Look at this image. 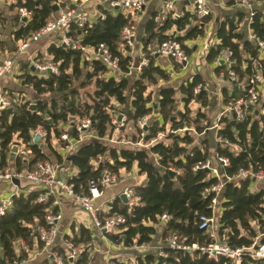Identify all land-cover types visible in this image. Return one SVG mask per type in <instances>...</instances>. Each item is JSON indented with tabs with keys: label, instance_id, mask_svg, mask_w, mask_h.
Wrapping results in <instances>:
<instances>
[{
	"label": "trees",
	"instance_id": "trees-1",
	"mask_svg": "<svg viewBox=\"0 0 264 264\" xmlns=\"http://www.w3.org/2000/svg\"><path fill=\"white\" fill-rule=\"evenodd\" d=\"M113 1L116 0H107V3ZM239 1L223 0L225 7L236 9V12L226 15L219 22L214 32L216 44L210 46L205 58L207 64H216L215 73L218 76L223 74L225 82L231 84L221 89L220 104L223 109L242 96V85L256 73L258 66L264 76V65L259 60L257 45L238 32L239 25L246 22L251 34L264 41V0H249L252 6L250 11L241 8ZM54 2L56 0H17V11L25 8L30 15L25 22L19 16L15 19L18 29L13 33V40L16 43L24 41L54 20L62 9L58 5V10L53 12ZM63 7L67 9L69 5ZM97 9L98 15L104 17L102 20L95 18L92 24L82 29L72 25L68 37L73 42H80L83 47L105 45L111 56L119 60L121 75L113 76L98 60L86 61L81 50L65 47L57 38L48 47L47 53L58 74L32 75L26 65L22 68L23 85L31 86L38 95L49 94V97L35 104V112L28 110L30 103L22 101L12 102V108L0 111V171L8 167L9 154L16 140L29 155L26 159L21 156L14 158L15 171H31L35 164L45 160L58 165L66 163V167L68 165L76 171L74 176L67 179L76 195L88 196L89 182L101 180L104 172L118 179L121 170L131 171L135 167L137 174L145 177L143 184L133 187L137 205L129 208L120 198H116L107 205L109 209L106 212L98 213L101 223L113 216H120L125 221L116 228V233L105 234L108 242L124 250L147 246L144 253L135 254V264H231L225 258L214 261L204 255L195 253L189 256L167 247L171 236L178 237L186 245L205 246L212 242L199 229V218L212 215L211 201L214 194L206 191L215 186L219 179L211 176L208 170L200 169V166L211 159L210 154L213 152L229 161V166L220 170L219 174L224 178H232L218 195L221 209L218 239L231 248L250 249L264 245V188L251 192L252 179L237 178L240 171L250 170L254 174L264 172V138L260 127L263 117L253 113L241 122L222 117L218 135L231 146L215 142L211 144L207 139V129L212 126L210 120L202 112L191 116L188 108L189 104L196 103L201 109H207L214 102V98L206 91L210 89L201 77L194 75L178 85L183 110H177V90L168 84L171 74L156 65L158 56L148 55V64L139 72L132 71L128 75L132 58L120 52V35L125 27H134L131 15L109 7V4L98 5ZM251 12L253 16L249 17ZM162 17L158 21L151 18L145 24L144 36L140 40L143 48L174 39L190 57L192 50L185 43L202 38L212 16L210 14L197 20L190 13L175 17L170 12ZM171 29L180 34L167 35ZM223 51L231 54L229 65L219 63ZM172 64L176 70L182 68ZM230 73L237 76V82L229 81ZM161 83L164 85L159 87L157 99L153 103L148 89L158 87ZM198 86L201 90L194 95ZM91 87L92 92L88 94L90 101L81 100L83 90ZM261 105L264 106V102ZM115 111L133 125L150 116L144 137H139L143 144L149 145L148 149L136 145L132 146L134 148L108 147L100 141L111 136L114 129L111 121ZM86 118L92 122L91 130L96 138L82 141L64 157L53 148L52 140L56 139L62 150L68 149L69 144L60 140L61 134L68 127L70 138L78 140L79 134L71 124L75 119ZM37 127L46 132V137L41 141L43 145L31 141V132ZM192 127L193 134L205 135L196 146L194 136L189 131L182 135L176 134L179 130ZM138 132L141 135L139 129ZM196 167L199 168L194 170ZM170 170L174 172L173 177L169 174ZM39 193L32 191L27 196H14L11 210L0 217V264L27 258L25 251H21L19 256L16 254L14 243L18 240H22L28 250L36 244V228L45 226L44 216L53 202L51 198L46 203H37ZM163 214L171 217L164 224L159 221ZM70 230V235H64L63 240L81 251L77 259L69 262L65 260L64 249L56 247L55 250L64 257V264H93L99 258L95 232L82 226L76 229L71 226ZM159 250L166 257L160 258ZM36 264L52 262L39 259ZM110 264L123 263L112 258ZM243 264H264V259L246 256Z\"/></svg>",
	"mask_w": 264,
	"mask_h": 264
},
{
	"label": "built area",
	"instance_id": "built-area-1",
	"mask_svg": "<svg viewBox=\"0 0 264 264\" xmlns=\"http://www.w3.org/2000/svg\"><path fill=\"white\" fill-rule=\"evenodd\" d=\"M92 0H81L73 7L69 6L67 9H60L59 15L52 21H50L44 28H42L38 33L32 35L24 41H19L16 49V53L13 59H8L0 62V82L6 76H9L13 72V64L20 56H27L28 50L31 48L33 43L39 42L42 38L48 37L50 35H56L60 40L59 43L65 47L71 46L73 49L81 50L83 57L86 61H91L92 59L100 61L103 66L108 69V72L113 76H120L119 72V60L113 58L109 52V49L105 45H99L96 48L83 47L80 45V42H73L68 34L71 30L72 25H75L77 28L82 29L88 24H92L95 21L94 17L88 16L87 6ZM99 5L109 4V7L120 9L124 13L131 15L134 20L144 8L146 1L145 0H116L110 3H107V0H98ZM221 3L223 0H219ZM178 0H169L165 1L163 7V13L168 14L172 11L175 4ZM56 6L59 4L54 2ZM239 6L248 11L252 10V6L249 0H240ZM19 17L21 19L28 18L29 12L25 8L18 10ZM211 11L207 4L203 0H197L193 4L192 15L196 17L197 20H202L203 18L209 16ZM173 16H177L173 14ZM253 16V12L249 13V17ZM97 20H102L104 17L97 15ZM175 36L174 34H172ZM135 29L133 26L125 27L120 35V52L123 54V50L127 49L128 51L132 49L135 45ZM1 38V33H0ZM250 41L255 43L259 49V53L264 54V41L257 39L254 35L251 34ZM148 54L150 57L158 56L160 58H165L168 61L179 65L187 67L189 64L190 58L187 56L183 50L181 44L174 39L167 40L157 47L152 48L147 46L146 48L141 47L140 52L138 53L139 62L137 64L131 63L129 68V73L132 71L139 72L144 66L149 62ZM131 54L129 53V56ZM131 57V56H130ZM231 54L227 51H223L219 57V61H222V64L229 65L231 63ZM39 72L49 71L52 74H58L57 69L51 63L42 67L37 68ZM223 77V74H221ZM228 79L231 83L237 82L238 78L235 74L230 73ZM242 96H240L231 106L223 109L218 117L215 119L214 124L207 129V131L214 132V142L216 144H223L231 146L218 135L220 129V120L222 117H229L237 120L238 122L243 121L247 116L256 113L259 116L263 117V120L260 122L262 136L264 138V106L261 105V102H264L262 98L264 96V76L261 68L258 66L256 73L251 76L246 84L242 85ZM201 90V87L198 86L194 90V95L198 94ZM209 95L213 96V92L206 89ZM262 99V101H261ZM15 102H20V100H15ZM12 108V102L5 93H2L0 90V111L3 109ZM255 112V110H257ZM150 121V116H147L139 120L136 124L137 128L141 131V139L144 137V131L148 127ZM126 122L125 117L122 114L116 115L112 118V125L116 128L123 127ZM71 127L76 130L79 134V138L76 141H73L70 138L69 132H64L60 136V140L69 144V150H74L82 141L96 138L94 133L91 130L92 122L86 118L83 120L75 119L71 124ZM191 130L182 129L176 132V134L184 133ZM46 137V132L37 127L33 132H31V141L32 143L43 141ZM38 138L36 141L35 139ZM138 145H142L141 142H138ZM16 155L21 156L26 159L29 155V152L25 150V147L20 144L16 149ZM229 166V161L226 158L219 157L217 154H214L213 159L207 160L204 164L200 166V169H205L210 172V175L218 178V183L211 187L206 193L214 194V197L211 201L212 215L210 217H200L199 218V229L203 230L207 234L208 238L212 241L210 244L205 246H200L198 244L186 245L183 242L179 241L178 237L171 236L167 241V247L172 250L181 251L189 256H193L195 253L199 255H204L208 259L217 261L219 258H225L230 260L231 264H243V259L246 256L251 257L252 259H264V245H259L255 248L250 249H239L231 248L224 241L218 239V217L221 214V209L219 207L218 195L220 194L224 185L232 180V178H224L219 172L225 167ZM199 167H196L194 170H197ZM70 167L67 166V169H62L61 165L55 164L50 160H45L35 164L33 170L31 171H3L0 172V181L5 184L12 185L15 188V193L8 195L0 196V217L5 216L12 208L13 197L24 195L27 196L29 192L38 191L39 196L37 197V203L42 204L48 202L51 198L53 199L51 208H48L44 216L45 226H38L36 228V244L33 248L28 250L26 244L22 240H18L14 243V248L16 254H20L21 251L27 252V258L23 261L14 260L11 263L7 264H36L37 260H48L52 264H64V257L61 256L56 247L60 246L65 251V260L73 262L77 259L80 248L74 247L70 242L63 240L64 234L60 229L61 223V212L59 210L60 206V197H65L70 199L78 209L87 214L90 219L89 226L85 227L89 230L95 232V237L98 236L101 240H106L105 234L116 233V228L125 223L124 219L120 216H113L107 218L103 223L98 220V213L101 211H107L109 208L107 206L102 208L98 206L95 201L99 199L102 195V191L108 184H113L117 181L116 176H113L107 172H104V177L99 181H90L88 184V196H81L74 194L72 187L68 185L67 179L76 174V171H69ZM173 171V170H171ZM63 172L65 176L62 175ZM179 174V172H177ZM237 178H249L253 182H261L264 188V172L259 171L253 173L252 171H240L237 175ZM21 182L28 185V188L21 190ZM19 186V187H18ZM129 208L137 205L138 199L134 195L133 188L126 189L123 192ZM55 208V209H54ZM171 217L167 214L160 216L159 221L164 224L170 221ZM136 250H141L144 252L148 249L147 246H141L140 248H134ZM159 257L164 258L166 254L159 250ZM91 264V263H88ZM106 264H110L106 261Z\"/></svg>",
	"mask_w": 264,
	"mask_h": 264
},
{
	"label": "crops",
	"instance_id": "crops-1",
	"mask_svg": "<svg viewBox=\"0 0 264 264\" xmlns=\"http://www.w3.org/2000/svg\"><path fill=\"white\" fill-rule=\"evenodd\" d=\"M16 1L17 0H0V33H1L0 62L8 60L9 58L13 59L15 56V53H16L17 46H18V42L16 43L13 40V33L18 29V23L15 20L19 16L18 11L15 8ZM21 1H25V0H21ZM80 1L81 0H69V2H67L66 5L73 7L74 5H76ZM195 1H197V0H178V2L175 4V6L173 7L171 12H173V14H175L177 16H182L184 13L192 14L193 4ZM203 1L209 7V9L211 11V16H212L211 20L206 25L205 31L209 32L210 35L214 36V32H215L219 22H221L226 15L234 14L236 12V9L225 7L224 2L221 3L219 0H203ZM98 2H99L98 0H92L90 2V4L87 6V9L89 11V15L91 14V10L93 12H95V15L93 16L94 18H96L98 15V9H97V7L99 5ZM186 2H189V3H186ZM164 4H165V0H146L145 6L142 9V11L140 12V14H138L136 17H134V24L136 23L135 46L137 49V61L135 62V59L132 58L133 53L131 52L130 56L134 61L133 64H137L139 62L138 53L140 52V48L143 47V44L140 40H141V37L144 36L143 35V28H144L145 24L149 20H151V18H155V21H158V20L163 18L162 16L166 15L165 13L162 12ZM58 15H59V12H58ZM238 32L245 39H247L249 41L251 40L250 39L251 31H250L248 24L246 22H243V23H241V25H239ZM166 34L167 35H170V34L176 35V34H180V33L176 32L175 29H171ZM57 38L58 37L56 35H50L48 37L43 38L42 40H40L39 42H37L31 46V48L29 50V54L27 56H24V57L22 56V57L18 58L16 61H14L12 74L9 76H6L0 82L1 83L0 84V90L2 91V93H5V95L8 96V98L10 99V102H15V100H20V101H25L27 103H30V105L31 104L35 105L41 99L48 98L46 96H48L49 94L38 95L37 92L31 86L23 85V80L21 79V76L24 74V70L22 68H23V66L26 65L29 68L30 73L32 75H44L45 73L50 74L48 72L36 73L35 70H38L37 69L38 67L44 66L46 62L51 61V57L48 55L47 49L53 42H56ZM193 41H197V39L193 40ZM190 42L191 41H187L185 43V45L187 48L192 50L191 56L189 57L191 60V63L189 65H187V67L183 66L184 69H182L183 71L181 72L182 77L176 79V80H181V82L178 83V85L190 80L195 75V74L193 75L191 73V70H198V73L196 75L200 76L201 79L203 80L204 84H206V86L210 89V91L213 92L212 97L214 98V102H220L221 89L223 87H230L231 84H229L228 82H225L223 77H221V74H220V76H218L215 73L216 64L215 65L214 64H207L206 61H204L205 56H206V55H204V53L206 51L207 45H205L201 51H198L197 50L198 43L191 42V44H193V46H190L191 45ZM203 44H205V40L203 41ZM203 44H200L201 45L200 47H202ZM149 46H151L152 48H155L158 45H149ZM198 53L201 54V61H199V62L195 58V56ZM41 60H43V62H45V61L46 62L43 63ZM259 60L264 65V54H261L259 56ZM169 62L170 61H168L165 58H160V57L156 58V65L162 67L163 69L167 70L168 72L171 69H173L175 72L176 69L173 67L171 68V66H172L171 62L170 63ZM31 67H33V70H31ZM180 69H177V71L179 72ZM181 74H180V76H181ZM178 85H177V88H178ZM160 86L161 85L159 84V86L155 87V89H153L152 91H149V89H148V93L152 94V96H156V99H157V94H158V90H159ZM177 88H175V89L177 90ZM263 90H264V86H263ZM177 93H178V90L176 91L177 103H181L179 101L180 96L178 97ZM11 97L13 98V101H11ZM153 103H155V101H153ZM114 105H116V104L114 103ZM181 106H183L182 103H181ZM222 110H223V108L220 111H222ZM198 111H200V110H198ZM214 122H215V120L210 121L209 124L213 125ZM190 133L192 134V132H190ZM200 138H201V136H200ZM207 139L210 141L211 144H214V133H213V131H209V132L207 131ZM39 142L41 143V145H43V143L41 141H39ZM194 143H195V139H194ZM20 144L21 143L18 140L15 141L14 146H16V149ZM52 146L54 149L57 150V152H59L61 154H63V153L68 154L69 153V152H66V149L62 150L61 148H59V144L57 143L56 139L52 140ZM235 151H236V149H235ZM210 155H211V159H213L214 153L211 152ZM69 171H74V170L72 168H70ZM65 173L67 174L68 172H63L62 175L65 176ZM144 180H145V177L139 176L137 174V170L135 167L131 171L121 170L119 172V177H118L117 181L113 184H108L107 186H105V188L102 191L101 197L99 199H97L95 201V203L98 206L105 208V210H106L107 205L109 203H111L112 201H114L116 198H119L120 195H122L126 189H132L135 186H139V185L143 184ZM18 185H20L22 187L20 189L23 191L25 190V188H28V185L23 183V182H21ZM257 185H258V183L254 184V182H253V185L251 186V188L254 192H258L260 190L258 188L262 187V185H258V186ZM13 193H15V188L12 185L0 182V196L5 195V194L6 195L13 194ZM59 210H60L61 216H62L61 223H60V229L66 235H70L71 226H74L76 229L79 226L87 227L90 224V219L87 216V214H85L80 209H78L77 206H75L73 204V202L68 198L60 197ZM97 243H101L100 249L106 255L115 254V253H117L116 251H121L120 253L122 254V257L125 256L124 254H127L129 252H132V254H135V253L140 254L141 253L140 252L141 250H136V249L124 250L120 247L113 246L112 244H110L108 242L107 239L101 240L98 236L95 237V244H97ZM99 250H98V252H99ZM136 251H138V252H136ZM100 259L102 260V255H100ZM134 263H135V260H134ZM105 264H106V261H105Z\"/></svg>",
	"mask_w": 264,
	"mask_h": 264
},
{
	"label": "rangeland",
	"instance_id": "rangeland-1",
	"mask_svg": "<svg viewBox=\"0 0 264 264\" xmlns=\"http://www.w3.org/2000/svg\"><path fill=\"white\" fill-rule=\"evenodd\" d=\"M67 2H69V0H56V3H58L60 6H61V8L62 9H64V7H63V5H66L67 4ZM88 12V16L89 17H93L94 15H95V12H93L92 10H91V14L89 15V11H87ZM140 14V13H139ZM56 15V14H55ZM54 15V16H55ZM54 16H53V18H54ZM134 29H135V33H136V23L134 24ZM205 29H206V27H205ZM215 36H213V35H210L209 34V32H206L205 31V34H204V36L202 37V38H199V39H197V41H191V42H195V43H198V45H197V50L198 51H201L202 50V48H204V46L205 45H207V47H206V51H205V53H204V55H207V52H208V50H209V48H210V46L211 45H213V44H216V39L214 38ZM45 38V37H44ZM43 39V38H42ZM41 39V40H42ZM205 40V44H203V41ZM202 41V42H201ZM191 42H190V44H191ZM207 42V43H206ZM194 43V44H195ZM33 44H35V43H33ZM32 44V45H33ZM200 44H203V46L202 47H200L201 45ZM31 45V46H32ZM190 46H193V44H191ZM30 50V49H29ZM29 50H28V53H29ZM133 53L132 54V58L133 59H135V62L137 61V49H136V46L134 45V47L132 48V49H130L129 51L127 50V49H125V50H123V54H125V55H129V53ZM203 52V51H202ZM145 55H148L147 53L145 54ZM20 57H22V56H20ZM19 57V58H20ZM24 57V56H23ZM195 58H196V60L199 62V61H201V54L200 53H198L196 56H195ZM205 58H206V56H205ZM133 59H132V62H134L133 61ZM42 62H43V60H41ZM204 61H205V59H204ZM46 62V61H45ZM45 62H43V63H45ZM170 63V62H169ZM191 63V60L189 61V64ZM48 64H50V62H46L45 63V65H48ZM188 64V65H189ZM44 65V64H43ZM44 65V66H45ZM171 68L173 67V64H172V62H171ZM182 69H184L183 67L179 70V72L176 70L175 72H174V70L173 69H171L169 72L171 73V81L168 83L170 86H173L174 88H177V85H178V83H180L181 82V80H176L177 78H180V77H182V74H181V72L183 71ZM191 73L194 75H196L197 73H198V70H191ZM180 74H181V76H180ZM225 81V80H224ZM1 84V83H0ZM161 86L162 85H164V84H160ZM153 89H155V87H152V88H149V91H152ZM83 92H84V94L86 95H84V94H81V100H86V101H90V95H88L89 93H91L92 92V87L91 88H88V89H85V90H83ZM178 94V97L180 96V94L179 93H177ZM88 95V96H87ZM46 97H49V95L48 96H46ZM180 98V97H179ZM263 99H264V96L262 97ZM151 99H152V101H155V99H156V96H152V94H151ZM11 101H13V98L11 97ZM22 102H25V101H22ZM115 107L118 109V106L117 105H115ZM189 110H190V112H191V116H193L194 114H196L197 112H202V113H205L206 114V116H207V119L208 120H210V121H214L215 120V118H217L218 117V115L220 114V110L222 109V106H221V104H220V102H212V104H211V106L209 107V108H207V109H201V107H200V105L199 104H196V103H191V104H189ZM176 109L177 110H183V106H181V103H177L176 102ZM198 110H200V111H198ZM220 111V112H219ZM113 114L116 116H118L119 114H121V113H119L118 111H115V112H113ZM125 117V116H124ZM151 118H153V116H151ZM125 119H126V117H125ZM75 121V120H74ZM204 123V122H203ZM188 130H191V131H189V132H192V136H194V139H195V143H194V145L196 146V145H199V143H200V141H201V138H203L205 135H198V137L195 135V134H193L194 133V131H193V127L192 128H189ZM66 131L67 132H69L70 133V129H68V127L66 128ZM179 134H183V133H179ZM200 136H201V138H200ZM139 137L141 138V135L139 134V132H138V129H137V126L136 125H133L132 123H129V122H125L124 123V126L123 127H119V128H116V127H114V129H113V131H112V133H111V136L110 137H106V138H104V139H102V140H100L102 143H104L106 146H108V147H118V148H121V147H126V148H134L135 147V145H136V147H139V148H142V149H148V147H149V145H147V144H143L142 143V140H140L139 139ZM136 141V142H135ZM138 142H141V144L142 145H138ZM132 146H134V147H132ZM14 147H16V146H14ZM13 147V148H14ZM66 152H69L68 154H70V152H71V150H69V149H66ZM68 154L66 153H63L62 155L64 156V157H66V156H68ZM17 155H16V151L15 152H12V149H11V152H10V154H9V159H10V161H9V164H8V167L5 169V171H8V172H12V171H15V169H14V166H13V160H14V158L16 157ZM61 165V164H60ZM66 165V163H63L62 165H61V167H62V169H67V167L65 166ZM68 166V165H67ZM1 172V171H0ZM1 182V181H0ZM258 183V185H262V187L261 188H263V184L261 183V182H254V184H257ZM257 185V186H258ZM260 187L258 188V189H261ZM251 192H254L253 190H252V188H251ZM100 246H101V243H97L96 244V247H97V249L99 250L100 249ZM117 253H115V254H108V255H106V254H104L102 251H101V249L99 250V252H98V254H99V258H98V260H95V261H93V264H105V261H108L109 263H110V259H112V258H115V259H117V260H119L120 262H122L123 264H135L134 263V258H135V254H137V253H135V254H132V252H129V253H127V254H124L125 256L124 257H122V254L120 253L121 251H116ZM136 252H138V251H136ZM142 253H144V252H142ZM100 255H102V260L100 259Z\"/></svg>",
	"mask_w": 264,
	"mask_h": 264
},
{
	"label": "water",
	"instance_id": "water-1",
	"mask_svg": "<svg viewBox=\"0 0 264 264\" xmlns=\"http://www.w3.org/2000/svg\"><path fill=\"white\" fill-rule=\"evenodd\" d=\"M186 3H189V2H186ZM57 10H58V6L54 5L53 6V12H56ZM25 21H26V18L23 19V22H25ZM219 63L222 64V61H219ZM31 70H33V67H31ZM35 72L38 73L39 71L38 70H35ZM47 72L50 73L49 71H47ZM28 110L31 111V112H35L36 111V105H34V104L29 105ZM35 140L37 141L38 138H36ZM15 151H16V147L12 148V152H15ZM169 174H170L171 177L174 176V172L171 171V170L169 171ZM119 198L122 200V202L124 204L127 203V200H126V198H125V196L123 194L120 195Z\"/></svg>",
	"mask_w": 264,
	"mask_h": 264
}]
</instances>
